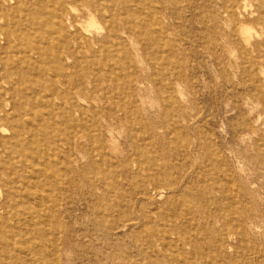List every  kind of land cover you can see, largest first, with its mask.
<instances>
[{"label": "rangeland", "instance_id": "obj_1", "mask_svg": "<svg viewBox=\"0 0 264 264\" xmlns=\"http://www.w3.org/2000/svg\"><path fill=\"white\" fill-rule=\"evenodd\" d=\"M4 4L0 264H264V0Z\"/></svg>", "mask_w": 264, "mask_h": 264}, {"label": "bare ground", "instance_id": "obj_2", "mask_svg": "<svg viewBox=\"0 0 264 264\" xmlns=\"http://www.w3.org/2000/svg\"><path fill=\"white\" fill-rule=\"evenodd\" d=\"M4 1L5 0H0V39H2L4 37V39H5L4 43L6 45V44L10 43V41H11V37H9V36L10 35L15 36V33L12 31L13 29L11 28V23L9 22V20H7V16H6L9 13V11H11L13 9V7L6 6L4 4ZM81 2H82V6L85 10V4H83L84 0H81ZM88 16L90 17L89 18L90 23L93 22L94 19H92V16H90V14ZM67 20L71 24V20L69 18H67ZM78 25L80 26V24H78ZM241 33L243 35H245V33H248V32L246 30H244L242 27ZM65 34L73 36V35H71V33L67 32L66 30H65ZM73 34L75 35V37H78L79 36L78 30L73 32ZM3 46L4 45L0 46V50L2 49ZM9 64H10V61L6 62L5 55H4V52L2 50V52H0V75L3 72L5 74H4V76H0V87H1L0 88L1 89L0 90V120H3V121L9 120V118H12V116H13L12 109L11 108L9 109V107H7V105L10 104L9 99H11V100L13 99V94H12L11 88L6 86L8 83H10L8 78L10 77L11 70H13L10 68ZM5 78H7V79H5ZM2 103H4V105H2ZM5 131H6V129H4L2 127L0 128L1 133H5ZM4 217H6V216H4Z\"/></svg>", "mask_w": 264, "mask_h": 264}]
</instances>
